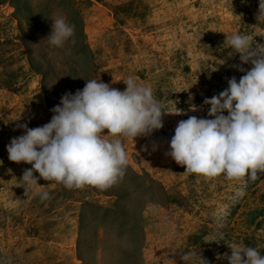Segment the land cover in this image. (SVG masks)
<instances>
[{
  "label": "rangeland",
  "instance_id": "1",
  "mask_svg": "<svg viewBox=\"0 0 264 264\" xmlns=\"http://www.w3.org/2000/svg\"><path fill=\"white\" fill-rule=\"evenodd\" d=\"M258 6L259 0H0V264H199V253L210 264H228L216 258L230 254L226 243L258 246L264 255V175L209 179L184 173L166 155L178 122L209 118L204 99L244 74L232 67L239 54L228 57L232 35L264 46ZM60 16L76 29L75 45L62 49L46 40L51 19ZM129 76L151 87L166 113L150 136L124 139L123 178L104 190L40 178L25 194L20 179L31 165L11 162L6 150L24 134L19 125L50 122L62 95L82 90L85 80L123 91ZM176 107L183 114H174Z\"/></svg>",
  "mask_w": 264,
  "mask_h": 264
},
{
  "label": "clouds",
  "instance_id": "2",
  "mask_svg": "<svg viewBox=\"0 0 264 264\" xmlns=\"http://www.w3.org/2000/svg\"><path fill=\"white\" fill-rule=\"evenodd\" d=\"M255 18L256 26L264 27V0H259ZM51 21L52 30L46 38L49 46L62 49L75 45V25L63 16ZM227 48L232 50L229 58L239 54L240 64L232 67L244 74L239 80L235 76L227 79L226 89L204 99L209 118L189 116L178 122L166 155L187 174L256 181L264 175V46H254L247 35L235 33ZM245 64L250 68L245 69ZM85 81L82 90L62 95L60 103L50 110V122L35 128L19 125L24 134L6 146L11 162L31 165L20 179L25 194L40 186V178L68 189L86 185L107 189L124 176V139L150 136L163 127L166 112L151 87L138 84L131 76L123 81V91L101 79ZM191 110L198 109L193 105ZM174 114L183 113L176 107ZM37 172L39 177L34 175ZM47 198L48 193L41 194L42 200ZM226 244L230 254H217L218 260L264 264L258 246ZM198 255L199 264H210ZM188 259L187 255L182 257Z\"/></svg>",
  "mask_w": 264,
  "mask_h": 264
}]
</instances>
